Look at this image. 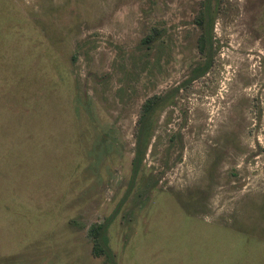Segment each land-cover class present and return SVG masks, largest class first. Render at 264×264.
<instances>
[{
    "label": "rangeland",
    "instance_id": "obj_1",
    "mask_svg": "<svg viewBox=\"0 0 264 264\" xmlns=\"http://www.w3.org/2000/svg\"><path fill=\"white\" fill-rule=\"evenodd\" d=\"M199 4L0 0V264H264V0Z\"/></svg>",
    "mask_w": 264,
    "mask_h": 264
},
{
    "label": "trees",
    "instance_id": "obj_2",
    "mask_svg": "<svg viewBox=\"0 0 264 264\" xmlns=\"http://www.w3.org/2000/svg\"><path fill=\"white\" fill-rule=\"evenodd\" d=\"M202 19H203V9H202V0H200V4L198 6V9L196 11L195 14V23L198 25L202 24ZM151 37L150 34H146L144 39L149 40ZM205 44V35L202 31H200L197 34L196 37V47L198 50H202L203 49V45ZM152 103L151 97L146 98L142 101V103L140 104L137 116L135 121L137 123L141 122V120L143 119L145 113L150 110V104ZM139 133L137 135V137H139ZM137 145H140V138L139 140H137ZM137 154L134 153V157L132 158V172H131V178L134 174L135 171V166H136V161L135 159H137ZM105 228V222L104 221H93L90 222L86 228V234L89 237L92 245H91V252L98 254V253H103L107 259L109 260L110 264H115L113 259H112V255L109 252V248L103 238L102 235V231Z\"/></svg>",
    "mask_w": 264,
    "mask_h": 264
}]
</instances>
